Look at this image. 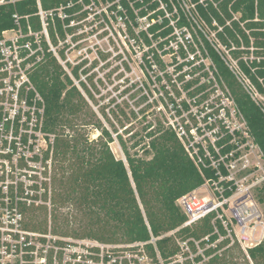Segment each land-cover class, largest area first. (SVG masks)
I'll list each match as a JSON object with an SVG mask.
<instances>
[{"label": "built area", "instance_id": "1", "mask_svg": "<svg viewBox=\"0 0 264 264\" xmlns=\"http://www.w3.org/2000/svg\"><path fill=\"white\" fill-rule=\"evenodd\" d=\"M138 1L143 2L49 0L51 6L46 7L44 0H0V13H8L12 23L0 32V264H205L235 242L250 240L249 228L263 217L254 193L264 189V153L233 93L196 39L179 38L188 29L179 28L180 18H173L164 0H157L179 38L167 45L175 47L171 53L177 55L171 68H165L160 56L168 53H164L167 46L158 49L156 41L148 46L141 33L161 19L150 20L154 11L141 15ZM171 4L177 10L174 0ZM189 4L195 8L191 0ZM182 8L199 23L192 9ZM143 18L149 24L135 29L132 36L137 37L129 39L134 48L142 44L141 64L149 65L136 87L145 105L163 114L159 122L176 134L205 178L201 186L178 200L187 220L160 237L152 235L149 241L135 242L65 235L53 230L51 218L47 229L32 228L33 210L43 217L48 209L51 217L57 139V134L47 129V101L33 78L37 67L51 55L63 76L90 100V81L106 64L108 53L116 50V44L124 53L120 42L126 44V40L117 36L127 37V30L139 28ZM220 46L216 47L227 53L224 59L237 79L264 110V94L238 60ZM151 47L158 50L161 62ZM130 87L133 84L126 89ZM157 125L152 124L147 131ZM207 171L212 172L210 177ZM201 189L206 193L199 192ZM207 217H211L213 234L218 235L215 241L210 235L200 240L177 238L180 250L167 259L162 257L156 245L159 238L193 227ZM224 240L228 242L219 247ZM149 243L155 246V256L147 248ZM212 248L217 250L207 254Z\"/></svg>", "mask_w": 264, "mask_h": 264}, {"label": "trees", "instance_id": "2", "mask_svg": "<svg viewBox=\"0 0 264 264\" xmlns=\"http://www.w3.org/2000/svg\"><path fill=\"white\" fill-rule=\"evenodd\" d=\"M58 1L52 0L53 3ZM174 1L177 10L171 0H164L168 12L173 18H180L177 26L191 31L203 52H208L264 153V110L225 61L227 53L216 47L223 45L238 60L240 68L259 92L264 94V0H205L204 3L191 0L195 4L193 15L199 23L191 19L190 13L181 7L178 0ZM48 2L44 0L46 7L51 6ZM136 6L141 7L143 16L154 11L149 15L150 20L161 19L151 24L148 31L141 32L148 46L156 41L158 49L163 50L171 39H179L159 1H138ZM10 26L9 14L2 11L0 32ZM211 33H214V38ZM150 50L161 62L158 50L155 47ZM244 56H247V61ZM33 78L47 101V129L55 132L57 139L51 217L48 209H45L43 217L33 210L30 213L32 228L47 229L51 218L53 230L65 235L107 242H135L149 241L152 235L160 237L187 220L177 200L201 186L205 178L173 131L159 122L154 130L147 133L151 138V149L145 152L148 155L153 153L149 158L131 154L120 136L128 159L127 166L123 159L115 156L110 147L114 139L100 122L97 128L102 134L98 138L92 139L84 131L85 126L92 124L91 108L81 91L72 85V80L67 75L63 76L54 57L49 55L37 67ZM211 175L212 172L207 171L206 176ZM257 193H261L258 201L264 202V189ZM213 231L211 217H207L193 227H183L171 236L159 238L156 245L162 257L167 259L180 250L177 238L200 240L210 235V240L215 241L218 235ZM227 242L224 240L219 247ZM154 247L151 243L147 245L155 256ZM216 250L212 248L207 254ZM229 251L214 255L205 264H231L232 258L225 255ZM248 255L253 263L264 264V237L248 248Z\"/></svg>", "mask_w": 264, "mask_h": 264}, {"label": "rangeland", "instance_id": "3", "mask_svg": "<svg viewBox=\"0 0 264 264\" xmlns=\"http://www.w3.org/2000/svg\"><path fill=\"white\" fill-rule=\"evenodd\" d=\"M180 5L185 9H192L193 6L189 4V0H185L186 4L182 0H178ZM186 9V10H187ZM149 20L143 18L140 20V27H131L127 30V37L122 38L117 36V39H125L126 44L120 42L121 47L124 49V53L120 51V47L116 44V50L110 51L107 55V59H104V64L99 71L95 72L93 80L90 81L92 97L87 100L89 107L91 108V122L92 124L85 126L84 131L87 132L92 139L98 138L101 135V129H98V122L101 123L103 128L110 131L114 141L110 143V147L117 158H121L128 165V159L125 153V147L120 141V136L123 138L126 147L131 154H136L141 157H152L153 153L149 155L145 152L146 148L151 149L149 143L151 138L147 135V126L157 124L159 121H163V114L158 111L150 110V107L145 105L144 99L141 97L142 92L136 87L138 79H143L144 74L147 73L149 65L141 64L143 50L142 44L140 47L135 45V48L131 45L134 41L129 39H135L132 36L136 34L135 29H145ZM178 33H182L178 30ZM214 38V33L210 34ZM181 39H195L194 35L189 30H184ZM187 43V42H186ZM190 49L189 43L186 44ZM219 47L222 48L219 44ZM142 48V50H141ZM175 51V47L167 46L165 48L168 51L167 54H162L160 50V56L165 68H171V65L175 63L174 55L171 53ZM138 51V53H136ZM106 60V61H105ZM100 63L99 60H97ZM207 64L209 60L205 59ZM232 62V61H231ZM205 63V64H206ZM234 63V62H232ZM160 67H163L159 63ZM173 67V66H172ZM133 84V87L126 89L127 85ZM264 105V100H263ZM137 145H134L137 143ZM259 152V149H257ZM262 152H260L261 154ZM263 161H264V157ZM197 189V188H196ZM201 193H206L205 189L199 190ZM261 195V193H260ZM257 191L254 193L256 199H258ZM179 200V199H178ZM177 200V204L179 201ZM140 202V201H139ZM259 207L262 211L263 217L260 222H253L252 228H249L250 240L243 242H235L230 246V251L225 253L228 257L232 258L231 264H255L248 255V248L258 244L264 237V202L258 201ZM142 204V203H141ZM179 205V204H178ZM67 210V209H66ZM42 214V213H40ZM253 226L255 227L253 229ZM78 230L80 227L76 226ZM254 244H252V243Z\"/></svg>", "mask_w": 264, "mask_h": 264}]
</instances>
